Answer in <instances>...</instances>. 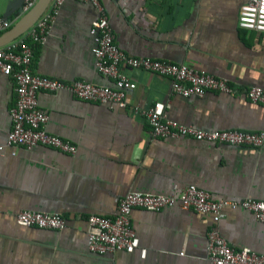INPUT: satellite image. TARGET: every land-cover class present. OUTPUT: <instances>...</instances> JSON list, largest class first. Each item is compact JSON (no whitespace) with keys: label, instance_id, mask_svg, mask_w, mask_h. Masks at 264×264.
Returning <instances> with one entry per match:
<instances>
[{"label":"crops","instance_id":"1","mask_svg":"<svg viewBox=\"0 0 264 264\" xmlns=\"http://www.w3.org/2000/svg\"><path fill=\"white\" fill-rule=\"evenodd\" d=\"M115 43L126 53L184 63L225 78L235 93L202 96L171 92L170 78L141 68L123 71L134 81L121 108L80 99L68 90L40 91L46 129L76 146L74 153L46 145L5 147L0 152V264H213L206 256L211 217L177 206L136 207L132 251L102 255L87 250L86 216L115 214V198L128 191L169 194L194 184L213 198L264 200V144L260 147L191 137H153L143 109L164 103L167 117L204 130L264 131V105L246 89L264 87V33L237 25L247 0H99ZM21 0H0V17L14 23ZM90 2L65 0L49 34L34 45L30 69L62 81L82 79L113 86L99 73L92 52ZM15 92L0 71V144L10 129ZM20 209L63 215L66 227L20 225ZM220 234L236 248L264 253V222L241 207H225Z\"/></svg>","mask_w":264,"mask_h":264},{"label":"built area","instance_id":"2","mask_svg":"<svg viewBox=\"0 0 264 264\" xmlns=\"http://www.w3.org/2000/svg\"><path fill=\"white\" fill-rule=\"evenodd\" d=\"M37 0H21V13L27 12ZM65 0H50L41 15L22 34L0 46V71L14 82L15 101L10 107V129L0 152L5 147L22 146L27 149L35 145H46L66 153H74L76 146L70 141L50 133L46 129L48 114L38 106L40 91L56 92L68 90L74 96L88 101L125 107L127 93L135 87L134 81L123 71L124 68H141L170 78L171 92L180 95L202 96L207 90L235 93L237 90L223 77L199 71L184 63L134 56L126 53L116 43L108 17L99 0L90 2L97 10L91 22L92 48L95 67L99 73L110 77L113 86L98 85L82 79L62 81L45 75L35 74L30 69L34 45L41 44L49 34L60 5ZM11 22L0 17V33L11 26ZM237 25L242 29L264 33V0H247L238 10ZM252 103L264 105V87L252 85L246 89ZM153 137H191L210 142L260 147L264 144V131L237 129L204 130L186 125L167 117L164 103L155 101L139 109ZM169 194L128 191L115 198V214L106 216L90 213L87 222V250L96 255L118 250L132 251L138 239L131 225L134 208L159 210L167 206L190 209L206 213L211 224L206 232V256L213 264H264V253L247 247L236 249L220 234L217 223L224 216V208L241 207L250 211L255 219L264 222V200L252 197L215 199L211 193L194 184L173 186ZM15 221L24 226L63 229L66 219L54 212L20 209L14 214Z\"/></svg>","mask_w":264,"mask_h":264},{"label":"water","instance_id":"3","mask_svg":"<svg viewBox=\"0 0 264 264\" xmlns=\"http://www.w3.org/2000/svg\"><path fill=\"white\" fill-rule=\"evenodd\" d=\"M50 0H37L36 3L17 21L0 33V46L22 34L41 15Z\"/></svg>","mask_w":264,"mask_h":264}]
</instances>
